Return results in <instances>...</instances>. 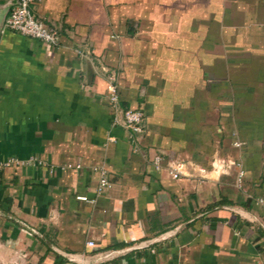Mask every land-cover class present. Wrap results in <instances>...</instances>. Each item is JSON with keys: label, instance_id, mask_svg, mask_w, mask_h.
I'll return each mask as SVG.
<instances>
[{"label": "crops", "instance_id": "0c3cea01", "mask_svg": "<svg viewBox=\"0 0 264 264\" xmlns=\"http://www.w3.org/2000/svg\"><path fill=\"white\" fill-rule=\"evenodd\" d=\"M11 2L0 161H33L0 171V264H264V0H42L55 44L5 28Z\"/></svg>", "mask_w": 264, "mask_h": 264}, {"label": "built area", "instance_id": "2783aa9c", "mask_svg": "<svg viewBox=\"0 0 264 264\" xmlns=\"http://www.w3.org/2000/svg\"><path fill=\"white\" fill-rule=\"evenodd\" d=\"M41 1L42 0H12L8 14L4 19V27L20 35L37 39L48 44H55L58 40L57 30L54 27L47 25L40 17L35 15L32 10L33 6ZM118 98V87L113 81H110L107 84L106 99L114 113L118 110ZM121 113L123 126L132 132L139 131L144 112L141 109L127 108L121 111ZM235 145L238 146L239 143H235ZM30 161H33V159L21 160L17 158H9L2 160L0 161V171L9 167L22 166ZM152 164L156 170H161L163 168L167 169L169 175L174 179H177L184 174L183 171L185 164L179 160L164 159L163 157L156 155L152 159ZM234 165L239 166L237 162L233 161H218L213 167L216 172L220 173L228 171V169ZM94 171L97 174V183L94 191L96 195H101L110 185L108 174L103 167H95ZM243 176V171L239 170L236 175V181L239 185L242 183ZM258 202L264 205V198H259ZM89 244L91 245L92 242H89Z\"/></svg>", "mask_w": 264, "mask_h": 264}, {"label": "water", "instance_id": "95a60500", "mask_svg": "<svg viewBox=\"0 0 264 264\" xmlns=\"http://www.w3.org/2000/svg\"><path fill=\"white\" fill-rule=\"evenodd\" d=\"M10 6V5H9Z\"/></svg>", "mask_w": 264, "mask_h": 264}]
</instances>
